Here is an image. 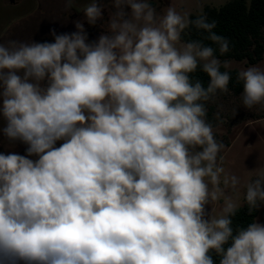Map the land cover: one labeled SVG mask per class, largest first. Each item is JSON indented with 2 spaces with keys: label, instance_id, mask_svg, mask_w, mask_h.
<instances>
[{
  "label": "clouds",
  "instance_id": "obj_1",
  "mask_svg": "<svg viewBox=\"0 0 264 264\" xmlns=\"http://www.w3.org/2000/svg\"><path fill=\"white\" fill-rule=\"evenodd\" d=\"M104 9L91 0L87 23ZM190 26L229 51L207 14L151 0H110L91 42L80 21L51 41L0 42V131L27 145L0 153V264H264V224L233 227L240 179L218 163L224 145L206 119L229 64L182 42ZM236 78L242 106H264V68ZM221 200L219 215L206 211ZM243 203L250 215L264 204V175Z\"/></svg>",
  "mask_w": 264,
  "mask_h": 264
},
{
  "label": "rangeland",
  "instance_id": "obj_2",
  "mask_svg": "<svg viewBox=\"0 0 264 264\" xmlns=\"http://www.w3.org/2000/svg\"><path fill=\"white\" fill-rule=\"evenodd\" d=\"M228 1L151 0L158 12L174 4L178 12H187L189 15L203 13L206 6L218 8ZM66 2L67 0H18L17 3L11 4L7 0H0V42L9 39L51 41L53 40L50 35L51 29L54 28L57 33L74 32L76 21L84 24L90 42L106 32L104 25L109 20L110 0H100L105 9L103 19L97 21L95 25H89L83 14L84 7L91 0H73L71 8L66 7ZM227 62L228 69L239 71L254 65L264 68V56L254 65H249L246 60ZM240 95H235L231 91L219 92L212 100L206 102L207 106L214 109L210 123L215 138L224 145L218 156V163H222L226 172L235 174L240 179L237 191L229 192L239 207L244 204L245 185L264 175V106L257 105L251 110L245 109L241 104ZM4 126L5 121L0 118V129ZM60 143L62 141H58L56 146L59 147ZM26 148L27 145L18 141L9 142L0 131V153L15 152L26 155ZM221 208L222 200L220 203L206 206V211L211 212L212 209L213 215H219ZM263 208L264 204L258 208L255 219L261 224H264Z\"/></svg>",
  "mask_w": 264,
  "mask_h": 264
},
{
  "label": "trees",
  "instance_id": "obj_3",
  "mask_svg": "<svg viewBox=\"0 0 264 264\" xmlns=\"http://www.w3.org/2000/svg\"><path fill=\"white\" fill-rule=\"evenodd\" d=\"M207 14L209 21H216L214 31L229 41V51L221 55L218 46L211 41L205 39L207 33L202 30H197L190 26L182 33V42L192 40L202 41L205 45H210L215 51V55L221 61L235 60L238 62L246 60L249 65H254L260 62L264 56V0H229L226 4L220 7L206 6L203 10ZM202 14V13H201ZM200 14H191L190 17L195 19ZM221 71H229L231 79L228 85L229 91L235 95L242 93V82L237 81L238 69H225ZM192 75L193 80L199 79L205 87L209 83V77L206 73L197 69ZM219 92H217L218 94ZM207 121L210 123L213 119L212 107L206 105ZM258 209L250 215L245 204L240 206L233 219V227L246 226L256 219ZM263 223H264V208H263ZM214 264H219L218 258L214 255Z\"/></svg>",
  "mask_w": 264,
  "mask_h": 264
},
{
  "label": "flooded vegetation",
  "instance_id": "obj_4",
  "mask_svg": "<svg viewBox=\"0 0 264 264\" xmlns=\"http://www.w3.org/2000/svg\"><path fill=\"white\" fill-rule=\"evenodd\" d=\"M7 1L10 3V1H9V0H7ZM17 1H18V0H16L14 3H11V4H15V3H17Z\"/></svg>",
  "mask_w": 264,
  "mask_h": 264
},
{
  "label": "water",
  "instance_id": "obj_5",
  "mask_svg": "<svg viewBox=\"0 0 264 264\" xmlns=\"http://www.w3.org/2000/svg\"><path fill=\"white\" fill-rule=\"evenodd\" d=\"M10 1V3H14L16 0H9Z\"/></svg>",
  "mask_w": 264,
  "mask_h": 264
}]
</instances>
